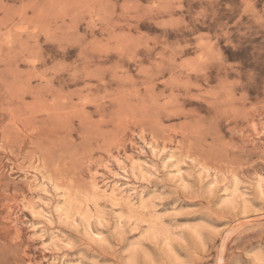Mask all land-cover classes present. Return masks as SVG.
Here are the masks:
<instances>
[{
  "label": "rangeland",
  "instance_id": "rangeland-1",
  "mask_svg": "<svg viewBox=\"0 0 264 264\" xmlns=\"http://www.w3.org/2000/svg\"><path fill=\"white\" fill-rule=\"evenodd\" d=\"M0 264H264V0H0Z\"/></svg>",
  "mask_w": 264,
  "mask_h": 264
}]
</instances>
